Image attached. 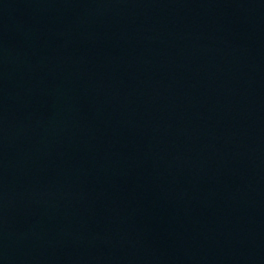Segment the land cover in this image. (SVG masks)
Masks as SVG:
<instances>
[{
  "label": "water",
  "instance_id": "1",
  "mask_svg": "<svg viewBox=\"0 0 264 264\" xmlns=\"http://www.w3.org/2000/svg\"><path fill=\"white\" fill-rule=\"evenodd\" d=\"M0 264H264V0H0Z\"/></svg>",
  "mask_w": 264,
  "mask_h": 264
}]
</instances>
